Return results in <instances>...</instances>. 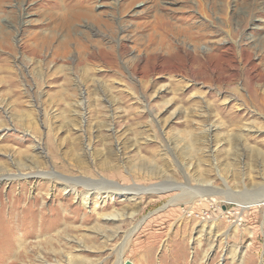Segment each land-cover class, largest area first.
Returning <instances> with one entry per match:
<instances>
[{"label": "rangeland", "instance_id": "1", "mask_svg": "<svg viewBox=\"0 0 264 264\" xmlns=\"http://www.w3.org/2000/svg\"><path fill=\"white\" fill-rule=\"evenodd\" d=\"M258 192L264 0H0V264H264Z\"/></svg>", "mask_w": 264, "mask_h": 264}, {"label": "bare ground", "instance_id": "2", "mask_svg": "<svg viewBox=\"0 0 264 264\" xmlns=\"http://www.w3.org/2000/svg\"><path fill=\"white\" fill-rule=\"evenodd\" d=\"M117 2H118V0H117ZM127 8V7H126ZM93 13V12H92ZM163 24V23H162ZM113 41V40H112ZM112 41L111 40H109L108 39V41H106L105 43H100L99 45H98V48L96 49L95 48V50H92V51H90L89 53H88V57L89 58H94V57H98V56H100L101 58H102V60H104V61H106V56L108 55V53H109V50H110V48L111 47H114L113 46V44L111 45V43H112ZM110 43V44H109ZM107 44H109L108 46H107ZM122 46H124L123 44H122ZM145 52H146V49L144 50ZM148 49H147V52L146 53H148ZM111 53V52H110ZM112 54V53H111ZM149 54H150V51H149ZM149 54L147 55L148 57H144L143 55H137L136 57H135V69H134V71L136 72V70H138V69H142V67H143V63H144V66L146 65V63L152 58L151 56H149ZM160 55V54H159ZM201 62V61H200ZM144 78H147L148 79V77L146 76V75H144V76H142L141 77V81H146ZM257 95H259V93H257ZM257 95H255V92H254V97H255V100L254 101H256V99H257V101H258V97H257ZM251 99V98H250ZM260 99V98H259ZM256 101V104L258 105L259 103ZM263 102V101H262ZM80 104V103H79ZM78 104V105H79ZM255 104V105H256ZM40 147V146H39ZM42 152V151H41ZM40 152V153H41ZM35 175H37V177L38 176H47L50 180L52 179V178H58V179H61V180H63V181H65V189L67 188V187H71V189H73L74 190V192H76L75 194L77 195V196H79V197H81L82 198V200H86L87 201V199H88V195H89V190L87 191V189H86V192L84 191V192H80V191H77V189H76V186L74 185V182L72 181L73 180V178H71V177H69V176H66V175H64V174H61L60 172H58V171H56V170H53V171H51V170H49V171H42V170H39L37 173H35ZM20 176H25V175H20ZM104 180V179H103ZM103 180L101 179L100 180V178L98 179V180H90L91 182H93V183H95L96 185H92L91 183H89V184H86L87 186H89V187H94V188H118V190H120L121 192H125V194H128V191L127 190H129V192H130V190H135V192H136V190H139V189H136V187H132V186H125V185H119V186H117V185H112V184H110V185H108V186H102V184H104L105 182H103ZM89 181V179H88V181L87 182H90ZM105 181V180H104ZM106 184V183H105ZM75 186V187H74ZM151 190H154V189H152V188H150ZM123 190V191H122ZM146 190H148V189H146ZM203 190H210V189H203ZM200 195V197L201 196H204L202 193L201 194H199ZM256 195L257 196H254V197H258L256 200H253V201H250V202H248L249 204L247 205V206H245L244 207V209L243 210H246V209H248V208H250V207H252V205L253 204H259V203H263L264 202V197L258 192V193H256ZM174 201V200H173ZM50 216V215H49ZM108 217H112V219L114 220V221H116V218L119 216V214H117V213H114V214H108L107 215ZM45 217H46V215H45ZM54 219V218H53ZM57 220V219H56ZM55 224L57 225L58 224V221H55ZM43 228V227H42ZM130 237V234H129V236H128V238ZM40 260H42L41 262H46V259L44 258V257H42L41 256V258H40ZM119 263V262H118Z\"/></svg>", "mask_w": 264, "mask_h": 264}]
</instances>
